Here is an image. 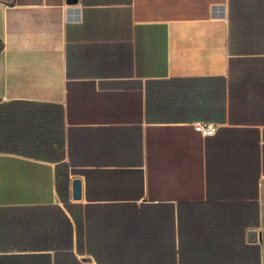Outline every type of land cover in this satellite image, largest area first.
Wrapping results in <instances>:
<instances>
[{"label": "crops", "instance_id": "0c3cea01", "mask_svg": "<svg viewBox=\"0 0 264 264\" xmlns=\"http://www.w3.org/2000/svg\"><path fill=\"white\" fill-rule=\"evenodd\" d=\"M251 247L264 264V0H0V264Z\"/></svg>", "mask_w": 264, "mask_h": 264}, {"label": "built area", "instance_id": "2783aa9c", "mask_svg": "<svg viewBox=\"0 0 264 264\" xmlns=\"http://www.w3.org/2000/svg\"><path fill=\"white\" fill-rule=\"evenodd\" d=\"M195 128L203 135H213L218 130V125L214 122L199 121L195 123Z\"/></svg>", "mask_w": 264, "mask_h": 264}, {"label": "trees", "instance_id": "16d2710c", "mask_svg": "<svg viewBox=\"0 0 264 264\" xmlns=\"http://www.w3.org/2000/svg\"><path fill=\"white\" fill-rule=\"evenodd\" d=\"M258 219V213H257ZM254 223H258L256 220ZM181 264H191V263H181ZM240 264H260V252L257 247H251L247 252L246 262Z\"/></svg>", "mask_w": 264, "mask_h": 264}, {"label": "water", "instance_id": "95a60500", "mask_svg": "<svg viewBox=\"0 0 264 264\" xmlns=\"http://www.w3.org/2000/svg\"><path fill=\"white\" fill-rule=\"evenodd\" d=\"M78 0H69L70 3H76ZM81 194V185L80 181L76 179L74 181V198H79Z\"/></svg>", "mask_w": 264, "mask_h": 264}]
</instances>
